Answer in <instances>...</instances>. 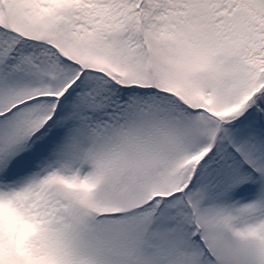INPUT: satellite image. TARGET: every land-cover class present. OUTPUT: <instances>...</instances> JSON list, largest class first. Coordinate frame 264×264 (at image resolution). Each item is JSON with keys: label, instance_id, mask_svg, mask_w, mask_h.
<instances>
[{"label": "snow or ice", "instance_id": "obj_1", "mask_svg": "<svg viewBox=\"0 0 264 264\" xmlns=\"http://www.w3.org/2000/svg\"><path fill=\"white\" fill-rule=\"evenodd\" d=\"M0 264H264V0H0Z\"/></svg>", "mask_w": 264, "mask_h": 264}]
</instances>
